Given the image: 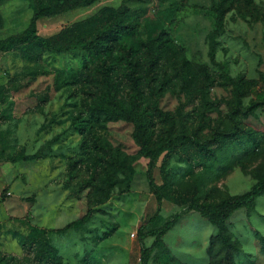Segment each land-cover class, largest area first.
I'll use <instances>...</instances> for the list:
<instances>
[{
    "label": "rangeland",
    "instance_id": "1",
    "mask_svg": "<svg viewBox=\"0 0 264 264\" xmlns=\"http://www.w3.org/2000/svg\"><path fill=\"white\" fill-rule=\"evenodd\" d=\"M37 1L0 0V39L27 29ZM222 2L228 11L217 32L215 8ZM122 4L136 23L135 39L165 29L185 48L195 79H201L206 67L263 86L264 0H96L38 19L41 36L75 48L54 53L17 45L0 51V264L9 256L30 264L34 252L27 254L23 239L33 236L40 243L50 242L59 264H141L138 229L159 227L176 212L181 218L160 244L154 237L143 239L152 247L147 264H264L259 242L264 236V196L252 209L237 210L222 227L187 209L193 200L242 194L264 173V107L233 120L230 87H210L212 110L201 99L200 105L190 101L179 86L169 88L159 99L160 107L179 113L200 138L210 137L212 129L229 132L232 125L236 134L216 151L215 159L162 153L153 163L152 176L157 185L174 193L161 200L158 212L148 182L149 159L137 155L133 124L94 120L86 112L84 104L95 87L82 73L92 72L96 60L82 45ZM120 93L125 94L123 87ZM252 98H242V106ZM93 137L107 140L128 157L132 170L110 171L109 197L98 205L89 180L95 174L98 183L107 174ZM36 152L34 160H12ZM33 227L45 232L33 235ZM221 234L228 244L220 240Z\"/></svg>",
    "mask_w": 264,
    "mask_h": 264
},
{
    "label": "trees",
    "instance_id": "2",
    "mask_svg": "<svg viewBox=\"0 0 264 264\" xmlns=\"http://www.w3.org/2000/svg\"><path fill=\"white\" fill-rule=\"evenodd\" d=\"M96 0H79L68 3L67 0H38L35 12L29 26L21 35H10L0 39V51L9 52L17 45H36L44 50L54 53H63L75 48L71 44L57 45L50 37L41 36L37 30V20L56 13L63 9H73L88 6ZM216 31L223 26V20L228 7L225 2L216 8ZM129 9L125 5L110 12V22L104 26H97L83 43L82 47L96 60V66L90 73H82L84 78L93 83L95 87L92 99L85 102V110L94 120L127 121L133 124V138L138 145V156L149 159L147 169L148 182L151 192L157 201V212L160 210L161 200L172 195L174 190L166 188L163 184L157 185L152 176V166L162 153H184L187 159L195 157L215 159L216 151L228 145L236 134V127L232 125L230 131L212 129L210 137L200 138L198 130L189 127L186 119L179 113L165 111L159 105L160 97L172 87L179 86L189 97L190 101L198 100L201 104L212 110L214 105L207 95L210 87L219 84L225 88L230 87L233 94L230 106V117L254 113L258 108L264 107V73H260L263 86L253 79L242 76L231 77L225 73H212L203 68L201 79H195L190 72V61L186 56L185 48L173 41L165 29L158 30L147 39H135L137 26L129 17ZM132 39L135 40L132 43ZM170 72V73H169ZM196 86V87H195ZM124 93L121 95V88ZM190 94V95H189ZM251 96V101L242 106V98ZM230 138V139H227ZM254 141V139H253ZM93 148L98 151L99 159L103 163L106 177H101L96 183L95 174L91 176L90 185L96 194V205L102 204L109 197L112 185L110 171L131 173L128 157L111 146L100 137L92 138ZM183 154V155H184ZM3 157V149L0 150ZM39 153L20 155L12 160H34ZM167 173L162 168V176ZM103 178V179H102ZM125 182V186H128ZM102 193L101 198L98 194ZM94 194V196H95ZM264 196V173L257 179L252 187L242 193L220 198L215 201H190L188 210L201 215L209 222L222 227L229 218L239 209L250 210L259 197ZM90 210V209H88ZM156 212V213H157ZM154 217L150 218L152 221ZM181 218V213H174L163 225L144 232L138 229V239L141 245V264H147L152 247H146L143 239L146 236L154 237L161 243V238L171 230ZM72 223L63 229L69 228ZM35 233H44L45 230L33 227ZM220 240L226 245L228 241L223 234ZM260 250L264 255V236H259ZM41 244V245H40ZM35 245V246H34ZM23 247L27 254L34 252L30 264H59L55 249L47 239L40 243L36 237L30 240L23 239ZM9 256L2 264H20Z\"/></svg>",
    "mask_w": 264,
    "mask_h": 264
}]
</instances>
